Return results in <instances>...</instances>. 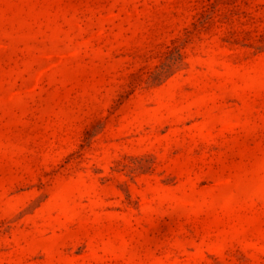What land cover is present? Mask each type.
<instances>
[{
	"label": "rangeland",
	"instance_id": "1",
	"mask_svg": "<svg viewBox=\"0 0 264 264\" xmlns=\"http://www.w3.org/2000/svg\"><path fill=\"white\" fill-rule=\"evenodd\" d=\"M0 264H264V0H0Z\"/></svg>",
	"mask_w": 264,
	"mask_h": 264
}]
</instances>
